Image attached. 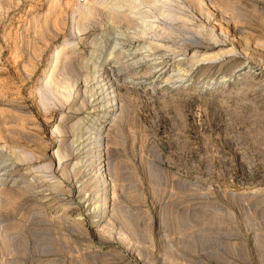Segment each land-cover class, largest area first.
<instances>
[{
    "label": "rangeland",
    "instance_id": "rangeland-1",
    "mask_svg": "<svg viewBox=\"0 0 264 264\" xmlns=\"http://www.w3.org/2000/svg\"><path fill=\"white\" fill-rule=\"evenodd\" d=\"M0 174V264H264V0H0Z\"/></svg>",
    "mask_w": 264,
    "mask_h": 264
},
{
    "label": "bare ground",
    "instance_id": "bare-ground-1",
    "mask_svg": "<svg viewBox=\"0 0 264 264\" xmlns=\"http://www.w3.org/2000/svg\"><path fill=\"white\" fill-rule=\"evenodd\" d=\"M89 11H90V9H89V7L87 8ZM117 39H119L118 38V36H117ZM101 41V40H100ZM103 41V40H102ZM132 43V42H131ZM130 43V44H131ZM129 45V44H128ZM132 45V44H131ZM131 45H130V49H127L126 50V48L122 45V44H120V43H118L117 42V40L116 41H114V44H113V47H112V49L110 50V51H108L107 52V54H106V58H103V60H102V65L104 66V64L108 61V60H110L111 58H114V57H118V55H115V51L117 50V49H120V51H121V53H124V52H127V51H130L131 50ZM99 48V47H98ZM100 48H101V51L102 50H105L104 48H105V46L104 45H101L100 44ZM99 48V49H100ZM96 51H98V49L96 50ZM59 52V51H58ZM135 52V51H134ZM58 54V53H57ZM97 54V53H96ZM223 55V54H222ZM95 56V55H94ZM98 56V55H97ZM206 56H207V54H206ZM212 56V55H211ZM100 57H101V54L99 55V57H98V59H100ZM213 57H215V56H213ZM191 58H196L194 55H192L191 56ZM202 58H204V57H202ZM208 58V57H207ZM201 59V58H200ZM214 59V58H213ZM216 59H217V57H216ZM204 60V59H203ZM104 69V68H103ZM93 70L95 71V66H94V68H93ZM173 70L174 69H172V67H171V65H163L162 67H160L159 69H157V71H156V73L154 74V79H155V81H161V82H166V81H168V80H170L171 79V77L173 76V74L171 73V72H173ZM112 71V70H111ZM237 71H241V69H239V70H237ZM99 72V71H98ZM241 73V72H240ZM102 75L103 74H100V75H98L99 77H102ZM97 76V77H98ZM106 77V76H105ZM104 78H101V81L103 80ZM185 79V78H184ZM184 79H180L179 81H174V83L175 82H184L183 80ZM104 81V80H103ZM88 83V82H87ZM106 84H107V82L105 81L103 84H101L98 88H99V90H98V93H99V95L98 96H96L95 98H93V100L92 101H95V100H97L98 102L97 103H106V102H108L107 101V99H106V96L109 94V92H107L106 93V91H107V88H110L109 86H106ZM108 85V84H107ZM86 86L88 87V85L86 84ZM86 87V88H87ZM91 87V86H90ZM111 89V88H110ZM67 91V90H66ZM95 91V90H94ZM113 91V90H112ZM97 93V94H98ZM95 95H93V97H94ZM115 98H113V100H114ZM114 104V103H113ZM96 105V104H95ZM103 106L105 105V104H102ZM101 132H102V130L100 129L99 131H98V133H97V136H98V138H99V140L98 141H100V140H102V139H100V136H101ZM103 136V135H102ZM97 138V139H98ZM96 139V140H97ZM97 141V142H98ZM100 143V142H99ZM99 145V144H98ZM97 148V147H96ZM100 148V147H99ZM97 150H98V148H97ZM100 151V150H99ZM98 152V151H97ZM1 180H2V178H1V174H0V185H2V182H1ZM84 199V203L86 204V207L87 208H89V211L90 212H95V211H97L98 209H99V206H97V204H96V202H92V199H89V198H87V197H85V198H83ZM103 206V205H102Z\"/></svg>",
    "mask_w": 264,
    "mask_h": 264
},
{
    "label": "built area",
    "instance_id": "built-area-1",
    "mask_svg": "<svg viewBox=\"0 0 264 264\" xmlns=\"http://www.w3.org/2000/svg\"><path fill=\"white\" fill-rule=\"evenodd\" d=\"M82 3H85V2H87L88 0H80Z\"/></svg>",
    "mask_w": 264,
    "mask_h": 264
}]
</instances>
